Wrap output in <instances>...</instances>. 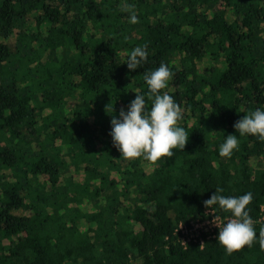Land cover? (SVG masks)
I'll return each instance as SVG.
<instances>
[{
    "label": "trees",
    "instance_id": "trees-1",
    "mask_svg": "<svg viewBox=\"0 0 264 264\" xmlns=\"http://www.w3.org/2000/svg\"><path fill=\"white\" fill-rule=\"evenodd\" d=\"M0 37V264H264L258 239L229 254L175 234L217 187L252 192L249 215L264 214V140L233 127L264 109V0H0ZM143 45L148 61L130 71ZM162 62L188 142L125 159L106 108L119 118L136 94L150 108L143 76ZM235 134L239 150L220 156Z\"/></svg>",
    "mask_w": 264,
    "mask_h": 264
},
{
    "label": "clouds",
    "instance_id": "clouds-1",
    "mask_svg": "<svg viewBox=\"0 0 264 264\" xmlns=\"http://www.w3.org/2000/svg\"><path fill=\"white\" fill-rule=\"evenodd\" d=\"M130 23H138L135 13L129 17ZM147 45L136 46L127 55V68L130 71L140 69L148 61ZM173 72L166 63L158 68L144 73L143 79L149 89V108L144 94H136L127 105V110L121 109L119 118L114 113V107L107 106L110 111L111 138L113 146L125 159L143 158L156 162L163 157H172L174 150L183 151L189 139V133L179 126L185 109L177 103L168 91L169 81ZM240 136H254L264 140V109L256 110L244 115L233 126ZM239 150L237 134L227 135L219 146V155L231 157ZM224 189L217 187L209 199L204 202L206 209L216 210V206L231 214L230 218L214 215L212 223L218 228L217 241L229 254L245 246H251L258 239L260 247L264 249V228L260 229L259 237L254 221L249 215L248 206L253 200V193L247 192L240 196H225Z\"/></svg>",
    "mask_w": 264,
    "mask_h": 264
},
{
    "label": "built area",
    "instance_id": "built-area-1",
    "mask_svg": "<svg viewBox=\"0 0 264 264\" xmlns=\"http://www.w3.org/2000/svg\"><path fill=\"white\" fill-rule=\"evenodd\" d=\"M214 215L219 214L216 210L212 212L211 209H207L204 217L192 220L189 224L179 223L175 234L184 249H188L191 244H197L204 248L207 242L217 240L219 230L212 223ZM254 224H259L264 228V214L257 221H254Z\"/></svg>",
    "mask_w": 264,
    "mask_h": 264
},
{
    "label": "rangeland",
    "instance_id": "rangeland-1",
    "mask_svg": "<svg viewBox=\"0 0 264 264\" xmlns=\"http://www.w3.org/2000/svg\"><path fill=\"white\" fill-rule=\"evenodd\" d=\"M35 27H36V24H35V20H34V18H32V20L30 21V23H29V29H30V31H34L35 30ZM0 41H2V38L0 37ZM13 43V42H12ZM58 55H59V58L60 59H62L63 61L66 59V61L67 60H69L68 59V57L70 58V55H68L67 54V52L65 51V50H60L59 52H58ZM204 66H207V67H213L214 66V64H213V62H211V60H205V63H204ZM80 102L81 101H78V100H74V101H72V102H70V107L72 106V107H74V106H78L79 107V105H80ZM39 131H40V137H44V135L46 134L45 133V131H43V129L40 127L39 129H38ZM35 148V150H36V146L34 147ZM258 162V161H257Z\"/></svg>",
    "mask_w": 264,
    "mask_h": 264
}]
</instances>
